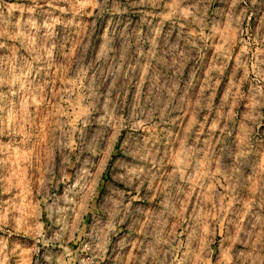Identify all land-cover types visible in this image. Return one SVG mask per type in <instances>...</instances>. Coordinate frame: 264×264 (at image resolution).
Masks as SVG:
<instances>
[{"label": "rangeland", "instance_id": "374dc122", "mask_svg": "<svg viewBox=\"0 0 264 264\" xmlns=\"http://www.w3.org/2000/svg\"><path fill=\"white\" fill-rule=\"evenodd\" d=\"M0 264H264V0H0Z\"/></svg>", "mask_w": 264, "mask_h": 264}]
</instances>
